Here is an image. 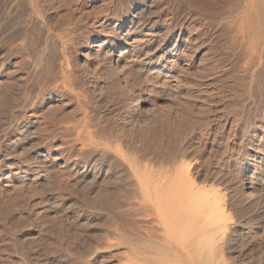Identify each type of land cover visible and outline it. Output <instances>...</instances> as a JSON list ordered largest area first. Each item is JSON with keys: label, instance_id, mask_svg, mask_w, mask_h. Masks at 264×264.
I'll return each mask as SVG.
<instances>
[{"label": "rangeland", "instance_id": "1", "mask_svg": "<svg viewBox=\"0 0 264 264\" xmlns=\"http://www.w3.org/2000/svg\"><path fill=\"white\" fill-rule=\"evenodd\" d=\"M0 18V264H195L168 212L220 215L223 259L264 264V0Z\"/></svg>", "mask_w": 264, "mask_h": 264}, {"label": "bare ground", "instance_id": "2", "mask_svg": "<svg viewBox=\"0 0 264 264\" xmlns=\"http://www.w3.org/2000/svg\"><path fill=\"white\" fill-rule=\"evenodd\" d=\"M125 53L126 51L121 53L120 60L122 58L124 59ZM35 69L36 63L34 62L33 70ZM196 213L197 212H168V228L172 229L175 236L181 238L192 233H198L201 235L200 239H197V241L192 242L191 245L186 246L187 248L185 250L188 254L193 255L198 259V261H195V264H231L223 259L225 246L219 238V235L223 234L224 228L222 221L219 218L220 215L217 217V215H211V212H208V214L207 212L200 214Z\"/></svg>", "mask_w": 264, "mask_h": 264}]
</instances>
